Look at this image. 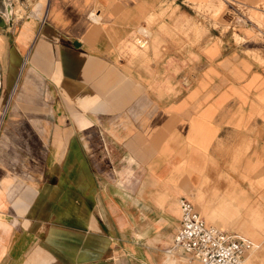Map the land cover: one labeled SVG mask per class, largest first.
I'll return each instance as SVG.
<instances>
[{"label": "crops", "instance_id": "1", "mask_svg": "<svg viewBox=\"0 0 264 264\" xmlns=\"http://www.w3.org/2000/svg\"><path fill=\"white\" fill-rule=\"evenodd\" d=\"M199 1L35 0L17 18L8 5L1 144L7 148L9 101L15 114L43 81L51 125L37 137L41 156L32 167L0 160V264H197L167 251L177 199L190 188L197 201L205 176L219 181L207 173L211 163L241 181L233 171L241 146L242 165L264 180V62L225 76L219 63L236 49L229 29L188 38L175 30L204 22L192 5L210 2ZM129 40L148 42L149 61L128 56ZM11 54L24 56L17 63ZM235 193L222 195L211 214L234 222Z\"/></svg>", "mask_w": 264, "mask_h": 264}, {"label": "rangeland", "instance_id": "2", "mask_svg": "<svg viewBox=\"0 0 264 264\" xmlns=\"http://www.w3.org/2000/svg\"><path fill=\"white\" fill-rule=\"evenodd\" d=\"M191 1L200 2L199 0ZM208 1L215 7H212L209 3L201 6H198L197 4L192 5V8H194L199 14H203L205 17L204 22L198 23L196 20H188L184 25H181L180 27L178 25L175 30L184 31L185 36L188 38L189 36L187 35L192 32H194V35L200 37V35H204V33L206 34L208 29L212 32V27L216 26L217 28L219 27V29L222 28L223 31L229 29L230 32H232V34L229 33V35L232 36L230 41L231 43L233 42L232 46L236 49L233 50L235 53L228 54V57L219 63L225 76L231 75L239 69L244 70V72L247 73L251 67L250 61L263 63L264 0H226V2L223 0ZM33 2H35V0H0V65L1 61H4L6 58L7 44L10 41L9 38L7 39V27L10 24L8 20V14H10L11 10L10 7L12 8L11 16L17 18L25 13V6H28L30 9L32 5L31 3ZM167 8H164V10L161 11L162 14ZM223 16L231 17L226 21L223 19ZM239 18H242L244 21L239 22ZM208 19H212L213 21L208 22ZM157 20L158 19L153 18L149 22L153 23ZM149 22H146V24L143 25L148 31L150 30ZM11 30H14V28ZM146 38V41H149V35H147ZM210 41L217 44L219 43V45L221 44V41L218 38H206L205 44H208ZM188 44H192L191 39H188ZM125 45L127 46H125V51L129 54V57H141L144 60L149 61L148 42L144 48L134 44L133 40H129ZM128 47L134 49L136 52L132 55V52ZM4 49L6 52H1ZM206 51L208 56L212 57L216 53V46H209ZM23 56L24 54H11L10 61H17V63H20ZM162 56L163 55L160 54L157 55L158 59L162 58ZM34 78L35 77L29 76V82H31L32 85L35 82ZM45 84V81H43V84L39 89H34L35 95L33 97L30 96L31 98L29 101L21 102L18 105L15 114L10 111L9 105L10 103L12 105V100L9 101L7 116H11L10 118H7V126H9V129L12 130V132L9 130V133H7L6 149L3 147L4 145L1 144L2 139L0 137L1 161H4L5 159H7V161L18 160L19 162L25 163L26 168H30L31 162L33 164V161L39 159L41 156V147L37 137L42 138L41 134L47 135V131L51 125V121L48 118L49 114H47L51 109V101L45 96L47 90ZM28 89L31 91L30 88ZM2 125H4V123ZM40 129H42V131H40ZM235 152L236 157L234 159V164H236V166L233 167V171L241 181H229V177L224 176V169L211 163L210 167L207 169V173H214L219 181L209 179L208 176H205V180L202 181L199 188L200 195L198 196L197 201H194L189 197L192 193L195 195V189L189 188L186 191L185 196L194 203L196 209L209 223L238 234V230L241 228L250 230L252 239L249 240L260 246L258 248L255 247L250 251L251 253L249 252L250 254L243 264H264L262 261H257L264 255V180H255V168L247 169L242 165L246 153V147L241 146L237 148ZM19 169H21V165L19 166ZM230 190L236 191L235 195H233L230 200H232L233 204L237 206V208L230 207V211L232 212L230 216L236 218L231 224L228 219L222 220L218 215L211 214V208L221 209V206H219L220 198L222 195H226ZM262 195L263 197H261ZM246 212H248L247 217L245 215Z\"/></svg>", "mask_w": 264, "mask_h": 264}, {"label": "built area", "instance_id": "3", "mask_svg": "<svg viewBox=\"0 0 264 264\" xmlns=\"http://www.w3.org/2000/svg\"><path fill=\"white\" fill-rule=\"evenodd\" d=\"M138 37L139 33L134 38ZM177 206L178 225L168 252L180 250L197 264H243L246 255L259 247L238 233L209 223L188 198L179 197Z\"/></svg>", "mask_w": 264, "mask_h": 264}, {"label": "bare ground", "instance_id": "4", "mask_svg": "<svg viewBox=\"0 0 264 264\" xmlns=\"http://www.w3.org/2000/svg\"><path fill=\"white\" fill-rule=\"evenodd\" d=\"M223 1L226 2V0H223ZM209 4H210V3H209ZM217 4H218V3H217ZM210 5H211V4H210ZM219 5H220V4H219ZM211 6H212V7H215V6H213V5H211ZM221 7H222V6H221ZM216 11H219V10H216ZM95 15H97V14H95ZM215 15H216V14H215ZM90 17L93 18V19L95 18L94 15H93V13L90 14ZM239 21H244V20H243L242 18H239ZM249 21H250V20H249ZM256 28H257V27H256ZM251 251H252V250H251ZM250 253H251V252H250ZM250 253H248V254L246 255V257H245V259H244V262H245L246 258L248 257V255H249ZM244 262H243V263H244Z\"/></svg>", "mask_w": 264, "mask_h": 264}]
</instances>
